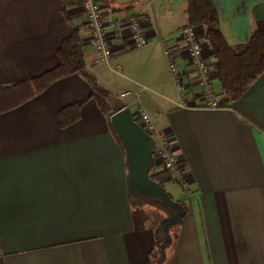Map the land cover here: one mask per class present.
I'll list each match as a JSON object with an SVG mask.
<instances>
[{
    "label": "crops",
    "instance_id": "0c3cea01",
    "mask_svg": "<svg viewBox=\"0 0 264 264\" xmlns=\"http://www.w3.org/2000/svg\"><path fill=\"white\" fill-rule=\"evenodd\" d=\"M100 1L113 17L138 15L149 44L113 38L105 62L76 0H0V86L57 66L68 19L79 25L84 70L116 96L113 111L140 103L185 170L187 190L154 153L147 169L185 209L165 264H264V73L235 100L215 79L220 105L202 107L178 35L187 0ZM211 1L228 44L264 30V0ZM162 38L189 80L186 107ZM92 91L75 73L0 112V264H154L156 230L172 210L130 190L125 151ZM125 91L139 94L119 98ZM77 102L79 118L61 127L59 111Z\"/></svg>",
    "mask_w": 264,
    "mask_h": 264
},
{
    "label": "trees",
    "instance_id": "16d2710c",
    "mask_svg": "<svg viewBox=\"0 0 264 264\" xmlns=\"http://www.w3.org/2000/svg\"><path fill=\"white\" fill-rule=\"evenodd\" d=\"M186 13L189 25L201 26L204 30L210 65L215 71L220 91L230 100L237 99L264 73V30L253 31L245 44L230 45L221 33L217 10L211 0H187ZM68 20L69 32L57 49V66L28 80L0 86V112L22 104L52 82L75 73L81 74L90 83L93 90L91 97L104 115L109 118L115 112L112 109L113 95L85 72L80 26ZM82 105L83 102H77L62 108L58 116L60 126L77 121ZM178 223L167 226L165 232L169 242L163 247L166 234L161 227H157L151 250L154 264H165L168 251L176 239L174 228Z\"/></svg>",
    "mask_w": 264,
    "mask_h": 264
},
{
    "label": "built area",
    "instance_id": "2783aa9c",
    "mask_svg": "<svg viewBox=\"0 0 264 264\" xmlns=\"http://www.w3.org/2000/svg\"><path fill=\"white\" fill-rule=\"evenodd\" d=\"M76 3L90 29L88 42L103 61L107 62L114 53L113 38L128 42L132 49L142 48L149 44L150 40L138 15L129 13L121 18L113 17L109 14L108 6L100 0H76ZM203 33L204 30L201 26L194 25H185L178 30L189 65L192 68L194 84L198 88L197 99L202 107L216 108L220 105L214 83L216 75L210 65ZM160 41L167 57L181 106L186 107L189 105L185 97L190 91L189 80L185 78L183 70L177 65L173 50L163 38ZM138 94V91H125L119 94V98L137 97ZM132 115L141 128L152 137L154 141L153 153L167 172L169 179L178 182L184 190H187L188 182L185 170L172 149L171 135L165 130L156 128L151 116L140 103L137 104Z\"/></svg>",
    "mask_w": 264,
    "mask_h": 264
},
{
    "label": "water",
    "instance_id": "95a60500",
    "mask_svg": "<svg viewBox=\"0 0 264 264\" xmlns=\"http://www.w3.org/2000/svg\"><path fill=\"white\" fill-rule=\"evenodd\" d=\"M109 122L125 151L130 190L137 191L138 196L155 200L172 210V215L163 219L159 224L166 234L167 226L178 222L184 210L179 203L170 198L162 186L150 181L147 177V169L151 166L153 159L154 141L152 137L133 119L128 107H122L113 112L109 117ZM168 242L169 237L166 234L162 247Z\"/></svg>",
    "mask_w": 264,
    "mask_h": 264
},
{
    "label": "rangeland",
    "instance_id": "374dc122",
    "mask_svg": "<svg viewBox=\"0 0 264 264\" xmlns=\"http://www.w3.org/2000/svg\"><path fill=\"white\" fill-rule=\"evenodd\" d=\"M113 97L115 98V99H114V101H115V100H116V96H115V95H113ZM115 103H116V101H115Z\"/></svg>",
    "mask_w": 264,
    "mask_h": 264
}]
</instances>
